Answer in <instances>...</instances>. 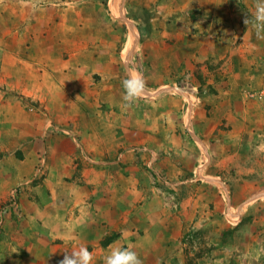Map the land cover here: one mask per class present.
<instances>
[{"label":"rangeland","instance_id":"1","mask_svg":"<svg viewBox=\"0 0 264 264\" xmlns=\"http://www.w3.org/2000/svg\"><path fill=\"white\" fill-rule=\"evenodd\" d=\"M188 1L148 0L143 14H138L143 9L142 1L119 0L117 12L112 11L118 13L121 4L127 22L119 17L111 18L107 13L113 25L111 38L117 40L116 46L109 47L114 49L111 76L122 80L126 71L119 66L121 56L128 68L141 74L150 87L163 89L154 102L160 101L163 108L173 110L170 128L163 131L158 128L157 132L144 127L145 122L151 124L157 117L155 110L140 122L142 112L138 102L122 112L124 124L135 130L137 136L140 137L141 124L147 138H160L166 144L159 149L152 145L151 139L131 147L130 152L137 156L134 165L149 175L143 198L153 200V206L156 198L162 202L169 231L166 229L161 243L171 253L172 247L179 249L185 264H264V152H257L264 144V27L254 26L252 13L256 11L257 0ZM98 6L96 0H0V72L7 70L1 68L3 65L12 66L16 55L34 59L36 55L30 49L36 42L31 40L36 35L40 40L42 27L47 30L44 38L51 33L65 8L66 14L61 18L70 25L74 17L80 16L69 8L83 10L82 22L86 24L98 22L101 15ZM135 8L139 9L137 14L133 12ZM168 16L172 24L182 25L174 30L176 35L169 32L164 36L168 32ZM246 18L248 25L244 22ZM51 19L56 23L52 24ZM138 20L140 26L148 28L141 30ZM98 26L104 28L100 22ZM129 27L137 33L134 52L131 51L134 36ZM181 35L203 44L206 53L202 56L198 46L192 45L193 55L189 56L192 63L179 57L178 68L173 72L172 47L171 52L169 49L163 52V44L158 40L163 38L166 43H173ZM28 40L30 48L19 47ZM142 42L146 43L144 47ZM69 45L67 49L73 50ZM211 49L214 52L207 54ZM71 54L73 51H69V57ZM146 54L156 60L145 57ZM162 61L166 63L164 66L160 65ZM166 66L168 71L164 72ZM85 71L97 79L101 77V71L92 64ZM71 99L74 98L68 96L69 105L75 107L77 104ZM87 100L90 97L83 96V102ZM28 107L40 118L44 117L43 100L37 98ZM163 117L168 119L166 111ZM59 131L73 135L69 127ZM193 134H197L199 141ZM83 155L86 158L81 160V165L93 163L90 154ZM116 161L113 165L126 166L123 157L117 156ZM16 194L13 192L12 197ZM15 198L11 204L19 215L21 210ZM22 241L20 251L0 264H59L63 259L61 251L62 257L40 262L33 250L36 245ZM55 243L63 242L56 239ZM173 258L178 259L171 256L172 261ZM167 263L168 256L161 264Z\"/></svg>","mask_w":264,"mask_h":264},{"label":"crops","instance_id":"2","mask_svg":"<svg viewBox=\"0 0 264 264\" xmlns=\"http://www.w3.org/2000/svg\"><path fill=\"white\" fill-rule=\"evenodd\" d=\"M140 1L143 9L138 13L139 9L135 8L134 14H143L144 6L149 4L148 0ZM96 4L101 14L98 22L85 24L83 10L69 8L80 16L79 19L74 17L72 28L61 18L66 14L65 8L51 33L44 38L47 30L42 27L40 40L38 35L31 40L36 42L30 49L36 55L34 59L20 54L14 56L17 60L12 66L1 67L7 70L0 72V262L20 251L25 239L36 245L33 250L40 262L62 257L61 251L84 245L96 256V264H103L102 257L112 247H132L142 264H161L166 256L167 264H185L179 249L172 247L171 253L161 243L169 228L165 226L168 223L162 214L163 204L156 198L153 206V200L143 198L149 175L134 165L137 156L130 152L133 145H142L151 139L157 148L165 147L163 139L147 138L142 128L156 132L158 128L162 131L170 128L173 110L163 108L160 101L154 102L163 89L155 90L146 81L147 91L137 101L142 112L138 121L154 110L157 117L151 124L145 122L144 127L140 124V137L135 130L126 127L122 112L130 108L123 106L122 81L136 73L120 56L119 66L124 67L125 75L118 80L110 74L114 49L109 47L116 46L117 40L111 38L113 25L107 13L111 18L119 17L126 22L127 18L121 4L118 13L112 11L109 0H96ZM72 13L68 12L74 16ZM169 16L168 32L164 36L169 32L176 35L174 30L182 26L173 25ZM51 22L54 24L56 20L51 19ZM99 22L104 28L98 26ZM136 23L141 30L148 28L140 26L139 20ZM131 28L134 36L131 51L134 52L137 33ZM70 34L73 37H69ZM176 37L173 43H166L163 38L158 40L163 44V52L172 47L173 72L178 68L179 57L192 63L189 57L193 55L192 45L198 46L202 56L206 53L203 44L186 40L185 35ZM69 44L73 50L67 49ZM145 44L142 42L141 47ZM22 46L29 47L30 40L19 47ZM69 51L74 55L69 57ZM213 52L211 49L207 54ZM145 57L154 58L149 54ZM91 64L101 71L99 79L85 71ZM165 64L162 61L160 65ZM163 71L167 72L168 66ZM153 73L158 79L157 73ZM148 75L150 77V74L146 77ZM68 96L74 98L71 100L77 104L75 107L69 105ZM83 96L90 100L83 102ZM37 98L43 100L46 109L41 118L28 107ZM165 111L167 120L163 117ZM65 127H69L73 135L59 131ZM193 136L199 141L197 134ZM84 153L90 154L93 163L81 165V160L86 158ZM117 156L123 157L126 166L113 165L117 163ZM13 192H18L14 197L20 206L19 215L12 208ZM56 239L63 243L57 245ZM171 256L178 259L172 261Z\"/></svg>","mask_w":264,"mask_h":264},{"label":"clouds","instance_id":"3","mask_svg":"<svg viewBox=\"0 0 264 264\" xmlns=\"http://www.w3.org/2000/svg\"><path fill=\"white\" fill-rule=\"evenodd\" d=\"M256 11L252 13L256 24L254 26L264 27V0H257ZM249 24V18L245 19ZM259 34V32H258ZM124 94L122 100L125 108L131 107L142 99L147 91L146 81L141 74H135L122 81ZM257 152H264V144L260 145ZM64 256L59 264H96V256L86 246L63 250ZM103 264H142L138 253L132 247H112L102 257Z\"/></svg>","mask_w":264,"mask_h":264},{"label":"bare ground","instance_id":"4","mask_svg":"<svg viewBox=\"0 0 264 264\" xmlns=\"http://www.w3.org/2000/svg\"><path fill=\"white\" fill-rule=\"evenodd\" d=\"M118 2H119V0H110L111 9H112L114 12H117V9H118Z\"/></svg>","mask_w":264,"mask_h":264}]
</instances>
